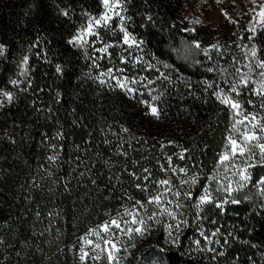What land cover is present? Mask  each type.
Segmentation results:
<instances>
[{
	"label": "trees",
	"instance_id": "obj_1",
	"mask_svg": "<svg viewBox=\"0 0 264 264\" xmlns=\"http://www.w3.org/2000/svg\"><path fill=\"white\" fill-rule=\"evenodd\" d=\"M183 4L184 0H126V15L132 17L127 27L144 40L143 59L155 65L146 69L141 63L127 73L132 68L119 63L116 47L109 49L111 58L104 54L97 60V68L91 66L83 49L68 43L85 22V10L96 15L101 11L100 0H0V44L6 46L0 56V88L16 95L12 103L0 106V264H81L79 237L122 212V206L130 207L129 196L146 198L124 169L139 173L151 167L153 175L161 178L165 174L157 159L167 167L165 152L172 155L188 149L189 159L174 155L173 163L187 166L189 175L198 174L194 193L211 183L206 176L224 147L232 121L229 109L216 100L212 89L204 91L203 81L220 83L219 73L208 72V67L224 66L230 73L234 67L247 71L237 43H249V33L245 28L237 41L230 35L219 42L222 57L210 50L211 61L202 53L186 59L184 45L199 40L205 46L213 31L204 25L196 26L194 32L184 31L179 22ZM63 8L69 9V16L61 14ZM119 39L118 34L109 40ZM253 42L264 59V30L257 31ZM93 47H88V54L98 57ZM25 54L29 55L27 79L32 83L29 86L26 78L19 77L21 87L27 89L20 91L8 81L18 78V65ZM233 56L239 61L234 66ZM194 59L201 63L195 64ZM114 62L128 76L152 79L153 94L164 93L156 101L162 110L159 119L140 103L150 99L145 88H141L143 96L139 92L129 95L110 88L111 82L101 85L95 79L115 66ZM56 64L62 66V73L56 72ZM160 71L170 76L171 83L155 79ZM249 96L246 90L242 96L245 109L259 113L260 98L251 96L254 109L246 103ZM122 126L130 131L122 132ZM57 132L62 135L57 137ZM169 140L175 144L168 145ZM49 143L57 145L55 161L47 159L53 154ZM117 145H122L127 157ZM252 172L254 182L264 175V166ZM173 183L178 184V179L173 177ZM236 196L241 203L227 204L223 213L212 206L202 213L207 217L202 221L205 233L220 228L211 244L197 231L199 222L191 214L194 209H186L190 223L182 229L177 244L171 243L165 230V223L171 221L164 217L159 224L149 222L150 230L144 236L134 234L125 247H135L127 253L122 250V259L132 264L135 259L151 264H264V197L251 185ZM196 239L203 250L195 245Z\"/></svg>",
	"mask_w": 264,
	"mask_h": 264
},
{
	"label": "snow or ice",
	"instance_id": "obj_2",
	"mask_svg": "<svg viewBox=\"0 0 264 264\" xmlns=\"http://www.w3.org/2000/svg\"><path fill=\"white\" fill-rule=\"evenodd\" d=\"M221 0H217L220 3ZM253 5L249 8L248 12L252 14L251 20L248 21L245 31L249 33L247 44H238L242 48L245 63L243 67L247 71H242L240 67H234L233 72H229L224 66L208 67V72H218L220 75V83L203 81L204 91L207 92L212 89V95L222 105L226 106L231 115L232 121L229 125L228 133L225 137L224 147L218 153L214 168L210 174L206 176V180L211 183H205L199 193L193 192V186L198 183V174L193 173L189 175V168L187 166H180L173 163V156H178L180 160L189 159L186 157L188 152L187 148H181L178 153L172 155L163 154V159L167 162V167L157 159L159 170L165 175L161 178H156L153 175L151 167H143L140 172L135 170H124L132 177L135 182L134 187L141 192L145 193V199H137L129 196V200L133 201L130 207L122 206L123 211L117 212L115 215L110 216L108 220L90 227L84 235L79 237V261L81 264H87L89 258L94 264H122L121 251L127 253L129 247H135L133 244H128L126 247L120 240L121 236H126L129 240L133 235L144 236L150 230V223L159 224L162 218L166 217L169 223H165V230L171 239L172 244L179 242V234L182 229L189 225L190 221L187 218L189 212L185 210H193L191 214L195 220L198 221L197 231L203 240L208 244L213 242V237L220 234V228H216L211 234L203 231L202 221L207 219L203 216L207 206H212L223 213L225 206L229 203L239 204L241 200L237 198L236 194L248 188L249 185L257 189L260 196L264 197V175L253 182L252 169L259 166H264V59L260 57V48L253 42L258 30H264V2L261 0H250ZM235 3V0H233ZM102 11L96 15L88 11H84L82 15L86 17L82 23L68 39V43L73 47H78L84 50L85 56L92 61L91 66L97 68L100 65L97 63L98 59H102L106 54L111 58L112 53L109 49L119 45H126L128 49H136L137 51L143 50L144 40L138 38L133 32L129 31L127 23L131 22L132 17L126 15L127 7L126 0H100ZM64 16H69V9L63 8L60 10ZM229 23L239 22L231 17L227 11L221 10ZM118 18L119 23L115 28H112V21ZM148 21L152 20L151 15L147 17ZM187 19V18H186ZM191 23H200V21L193 20ZM110 30L113 35L117 31L121 34L118 41H104L100 35V30ZM184 31H195L194 28L184 29ZM240 39H243L241 35ZM100 42V47H93V53H101L100 57L89 56L88 47L94 46ZM223 46L217 41L216 43L203 46L201 41L192 40L184 45L185 58L194 57L200 53L209 61L212 60L211 51H216L221 55ZM6 46L0 44V56L4 55ZM121 63H131L134 67L143 63L146 69H154L155 65L150 61H145L141 55L132 56L131 52L128 55H120ZM233 66L237 61L235 56L232 57ZM29 55L25 54L19 62L18 78H12L8 81L10 85L20 91H26L21 87L23 81L19 77L27 79L29 69ZM195 64H200V60H193ZM164 68L170 67L168 64L163 65ZM55 70L57 73H62V66L56 64ZM159 71V69H156ZM116 72H123L124 69H116ZM230 77V78H229ZM101 85L108 83L109 80H114L115 84H109L110 88H119L129 95L140 93L143 96L141 88H145L150 96V99H141L140 103L145 105L149 114L159 119L162 115V110L156 101H159L163 92L153 94L155 89L149 87L154 81L146 76H141L139 79L135 76H120L114 74L113 68H108L106 71H101L96 77ZM157 80H166L171 83V78L165 72L160 71ZM147 82L146 84L144 82ZM31 79H27V84L31 86ZM186 86L191 89L192 84L187 83ZM250 93L249 98L246 100L248 105H252L255 109L256 102L251 99V96L260 98L259 113L256 110L247 111L244 107L245 101L242 96L245 91ZM59 96V93H57ZM16 95L13 91L0 88V106L6 102L12 103ZM49 112L51 108L48 109ZM121 131L128 133L130 130L126 127H121ZM62 133L57 132L56 136L59 137ZM47 139V137H46ZM109 141L105 140V143ZM168 145L175 144V141H167ZM49 148L53 149V154L48 156L49 161L57 159L55 149L57 145L49 143ZM131 146V145H129ZM160 147L165 148V142L160 143ZM117 150L121 155L127 157L128 153L123 150L122 145H117ZM138 163V162H135ZM51 174V173H49ZM173 177L177 178L179 183H173ZM119 179V176H117ZM94 182V181H93ZM213 184L215 187H213ZM244 200L250 199L248 196L243 197ZM146 217V218H145ZM214 223V221H212ZM227 235H231L228 233ZM95 237V239H92ZM3 241L0 240V243ZM198 249H201V241L194 240ZM219 244L220 240H215ZM224 243H227V236ZM203 250V249H201ZM208 251L215 252L214 248H207ZM223 255V252L219 253ZM215 259V256L213 257Z\"/></svg>",
	"mask_w": 264,
	"mask_h": 264
},
{
	"label": "rangeland",
	"instance_id": "obj_3",
	"mask_svg": "<svg viewBox=\"0 0 264 264\" xmlns=\"http://www.w3.org/2000/svg\"><path fill=\"white\" fill-rule=\"evenodd\" d=\"M261 2H264V0H261ZM252 7L253 5L251 4L250 0H235V3H233V0H221L220 3H217V0H184L183 8L181 9L179 15V22L183 26V29H191V28H195L196 26H202V25L209 27V29L213 31V33H212V37L209 39L210 41L205 46L212 43H216L217 41L223 43L225 41V37L227 36L230 37V35L232 36L233 40L237 41L239 35L244 31L245 28H247L248 21L251 20L252 18V14L248 12L249 8ZM222 9L227 11L228 14L231 17H233L235 20H237L239 23L238 24L229 23L228 20L225 18L223 12L221 11ZM102 10L103 9L101 8V11ZM197 19L200 21V23H191V21ZM118 23H119L118 18H114L111 27L115 28L116 24ZM118 34L121 37L119 31H117L116 34L113 35L110 30L108 31L104 29L100 30V35L104 41H114L109 39H111V37L116 39ZM94 47H100V42H97L94 45ZM116 50L118 52L119 57L120 55H128L129 52H131L132 56L141 55L143 57V53L141 51H137L136 49H128L126 45L121 44L116 47ZM97 54L98 57L102 55L101 53L98 52ZM119 63H121L120 60ZM118 65L115 64V66L110 67L114 69V74L116 75L128 76L127 73H131L134 71L133 70L134 68H132L133 65L131 63H126V65L132 68L131 70H128L127 68L128 71L127 73L125 72V69L123 67ZM116 69H124V71L116 72L115 71ZM109 82L115 84L114 80H109ZM92 239H95V237H92ZM120 240L123 242L124 246L127 243V241H129V239L126 236H121ZM78 254H79V249H78ZM137 261L138 260L135 259L133 264H151L146 259L139 262ZM87 263L94 264L91 258L88 259ZM104 264H107V262L105 261ZM122 264H132V262H127L124 261V259H122Z\"/></svg>",
	"mask_w": 264,
	"mask_h": 264
}]
</instances>
